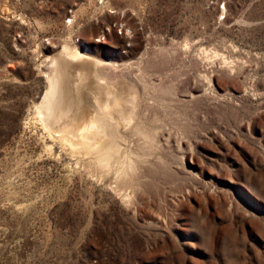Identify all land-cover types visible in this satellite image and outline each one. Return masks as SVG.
Listing matches in <instances>:
<instances>
[{
    "label": "rangeland",
    "instance_id": "obj_1",
    "mask_svg": "<svg viewBox=\"0 0 264 264\" xmlns=\"http://www.w3.org/2000/svg\"><path fill=\"white\" fill-rule=\"evenodd\" d=\"M66 41L127 79L107 172L34 116ZM0 264H264V0H0Z\"/></svg>",
    "mask_w": 264,
    "mask_h": 264
},
{
    "label": "bare ground",
    "instance_id": "obj_2",
    "mask_svg": "<svg viewBox=\"0 0 264 264\" xmlns=\"http://www.w3.org/2000/svg\"><path fill=\"white\" fill-rule=\"evenodd\" d=\"M70 43V41L63 43L62 51L54 58H51L52 66L50 67H52V72L46 75L48 84L45 96L41 102L42 107L35 106V115H33L42 123L43 127L50 133L49 135L54 133L71 134L70 136L60 134L65 144L72 148L71 151L74 154L84 153L88 155V158L91 159L89 164L94 166L93 170L95 172L98 169L102 173L107 172L112 169L110 167L112 159L121 151V141L118 136L117 139L116 135H114V131L117 130L119 132V128L129 126L134 116V111L128 110V105H126L125 97L122 94L124 93L122 89L124 84L122 82L127 79L123 71L118 70L114 66L107 68L105 66L96 67L97 63L92 57L86 56L77 47L73 48L74 44L72 43V46ZM133 80L132 82H134ZM121 83L123 86H121ZM158 89L162 91L161 88ZM167 89L164 91L168 92ZM124 102L127 108H124ZM155 116L153 117L156 118ZM154 122L156 123L157 121ZM151 132L154 133L155 131L151 130ZM153 133H151L150 138L155 143L156 134L154 135ZM129 170H131L130 172H135L136 165L134 161L131 162L128 168H122V172L126 175L129 174ZM119 175L122 176V173ZM129 178L128 180H130ZM102 179L104 178L102 177ZM123 185H125V182H123Z\"/></svg>",
    "mask_w": 264,
    "mask_h": 264
}]
</instances>
